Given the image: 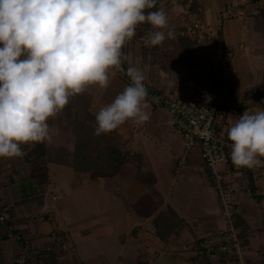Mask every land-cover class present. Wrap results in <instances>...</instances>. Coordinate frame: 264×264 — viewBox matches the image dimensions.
Wrapping results in <instances>:
<instances>
[{
  "label": "crops",
  "instance_id": "1",
  "mask_svg": "<svg viewBox=\"0 0 264 264\" xmlns=\"http://www.w3.org/2000/svg\"><path fill=\"white\" fill-rule=\"evenodd\" d=\"M193 1L197 2V8L202 12L201 22L214 27L216 30L220 29L222 46L231 49L232 79L237 74V66L241 70L253 67L259 77L256 65L264 59V51L262 48L256 47L254 36L249 34L246 23L241 19V16L218 22L217 13L231 4L239 5L241 11L245 7L250 8L252 5L259 7L264 3V0ZM190 3L191 1L188 0L183 4L190 8ZM180 10L178 5H171L168 9L169 28L183 24L180 16L175 21L171 19V15L173 13L178 14ZM211 41L198 42L196 45L194 52L199 60L207 52ZM242 41L249 45L251 52H244L243 48L238 47ZM214 52L215 58H217L218 51L216 48ZM160 72L162 71L160 70ZM230 81H227L228 84L225 85L226 92L219 93V98L224 96L226 100L230 99ZM162 82H157L159 84H153V86L164 88L165 85ZM250 87H242V94L238 101L223 102L220 99L221 102L229 106L226 120L221 122L219 116L215 123V130L220 135L228 138L229 128L245 111L254 113L264 108V100L252 97L251 102L246 101L249 96L246 94V90ZM242 104L247 106L243 109ZM150 107L146 109L147 112L150 111ZM46 122L49 125V135L45 142L66 145L72 149L73 130L70 126L65 125L63 118L56 115L50 117ZM32 145L34 144L21 145V147L24 151L25 147ZM109 145L112 148L116 147ZM183 152L184 155L174 161L177 168L185 165L189 167V170L195 171L192 165H202L206 181L210 185L207 168L203 163L199 149L189 153L183 149ZM139 161L140 163L132 165L126 163L120 172L103 176L91 175L89 172H77L71 167H69L70 172L67 174L63 170H57L56 164L52 163H39L32 166L24 158V155L15 158L0 157V216H4V220H0V264H19L18 260L25 246L23 241L30 247L25 264H45L43 260H37L36 253L54 245L61 251V264H232L229 259L216 254L208 255L205 253L202 254L205 256L204 259L193 258L197 253L204 252L203 241L205 237L216 232L222 226L220 218L208 208L191 224L189 219L179 215L171 206L182 221L179 232L172 234L165 241L154 234V216L163 207L170 205H168V200L165 201L163 195L154 187L149 189L141 184L142 188L145 189L139 188V182L145 181L138 176L144 167L143 156ZM128 166H131L132 171L125 172ZM250 170L251 175L246 169L237 175L225 170L224 178L227 185L232 189V199L238 211L237 231L241 236L240 242L242 241L244 244L242 249L245 264H264V197H261L264 195V167ZM151 177L156 180L153 171ZM252 183L256 187V194L259 197H254L251 193L250 184ZM77 188L82 189L84 197L81 203L82 214H78L70 201L71 193ZM93 188L98 189L97 195L90 194L93 192ZM145 192L150 194L147 203L150 202L152 208H146L144 214L139 213L140 223H135V220L133 224L136 225L132 228L118 231L116 227L118 223L114 220L115 216L118 215L117 219L131 218L133 214L136 216L138 214L137 207L135 204L132 205V202L136 203L137 197L143 196L139 194ZM95 198H97L98 204ZM100 200L102 201L101 205L99 204ZM216 200L220 215L217 196ZM109 201H117V209ZM126 202L129 203V206L126 205ZM208 202L210 205V201ZM155 204L159 206L156 209L153 207ZM63 216L68 219L70 217L75 223L81 222L80 218L82 217L83 224L77 227L80 240L98 242L100 245L89 250L82 249L80 246L77 247L70 239L71 229L65 219H62ZM112 235L118 237L119 243L110 246L105 243L104 238ZM139 245L146 249L140 257L136 254ZM68 248L69 251L76 250V254L72 257L69 256V260L66 259ZM74 256H79L81 260L76 263V260L73 259Z\"/></svg>",
  "mask_w": 264,
  "mask_h": 264
},
{
  "label": "clouds",
  "instance_id": "2",
  "mask_svg": "<svg viewBox=\"0 0 264 264\" xmlns=\"http://www.w3.org/2000/svg\"><path fill=\"white\" fill-rule=\"evenodd\" d=\"M156 0H0V157H22L21 145L45 141L46 122L87 86L109 85L119 71L122 46L139 24L157 29L146 46L173 33ZM131 83L96 113L94 135L108 134L128 120L150 119L141 69L129 67ZM236 167H264V108L245 111L227 132Z\"/></svg>",
  "mask_w": 264,
  "mask_h": 264
},
{
  "label": "rangeland",
  "instance_id": "3",
  "mask_svg": "<svg viewBox=\"0 0 264 264\" xmlns=\"http://www.w3.org/2000/svg\"><path fill=\"white\" fill-rule=\"evenodd\" d=\"M166 1H167L166 6H168L169 8L171 5H176L174 2H172V0H166ZM263 7H264V3L261 4L259 7H256L254 5H252L250 8L245 7L244 10H242L243 11L242 14L232 18H238L241 16L242 17L241 19H243L244 22L246 23L247 29L249 30V34L255 37L256 36L255 32L251 31L250 29V25L254 19L251 16H246V14L250 13L251 11L255 12L257 10L263 9ZM179 16H180V20H182L184 24L186 19L181 10L178 14L173 13V15H171L172 21H175ZM183 24L178 26H173L170 28L168 27V29L171 30L173 33V31L177 30L180 26H183ZM168 29L166 30V32L168 31ZM136 36H138V40L137 43H134V48H132L128 52L125 53L122 52L124 57H126V59H123V62L127 64L128 68L136 67L138 69H141L144 75L146 76V80L148 82L151 81L152 85L159 84L160 82L163 81V76H164L163 74L164 71L160 72L162 66L159 62L152 63L149 65L143 64L144 63L143 49L149 48V46L145 45V40L147 38H144L141 35L140 31L136 33ZM242 42L244 44V48L242 50L244 52H251L252 50H249V45L246 44L244 41ZM257 48H262L264 51V47H257ZM250 68L246 70L245 69L241 70L238 66L236 67L237 74L232 79L233 77V73H232V76L228 80V82L231 80L229 83L230 99L226 100L225 97L222 96L220 97L221 101L223 102L238 101L239 98L241 97L242 94L241 89L243 86H251L249 89L246 90L247 92L246 94L249 95L246 100L247 102H251L252 97L257 98L259 100H264V95L261 93L259 87L257 86L258 83L257 73L253 67ZM180 73H181V77L175 79L176 84H178L177 87L185 86L187 89H189V88H194L201 84V82L205 77L206 70L183 69L180 71ZM162 84L165 85L164 81L162 82ZM128 85L129 84H127L124 80H122L111 69L109 71V85L107 88H101L98 84H94L86 87V90L84 92L86 93L87 96L85 99L88 105L89 112L98 113L102 107L110 104L115 99V97L119 93H121L124 90V88ZM161 89L170 90V88L167 85H165L164 88ZM223 89L220 88L218 94L220 92L222 93L226 92L225 89L224 90ZM150 106H151L150 103H148L147 108H149ZM150 108L151 109L148 112L150 115V119L147 122L143 124H137L134 120L126 121L119 128L109 133V139H108L109 141L107 143L111 144L112 146H116L117 148H121L123 144L129 143L130 144L129 146L131 147L132 151L140 152L141 158L143 156L144 167L142 171L140 170L141 173H138V176L142 177L145 181L139 182L140 183L139 188H142L141 184L143 185V187H148L149 189H152V187H154L163 195L165 201L168 200V205L172 206L179 215H182L185 218L189 219L191 221V224L194 219L202 215L203 211L206 208H208L209 210H213L215 212V215L218 218H220L221 223H223L222 216L221 214L219 215V211H218L216 192L214 191L212 186H210L207 183L204 175L203 166L200 164L192 165L194 166L195 171L189 170V167L185 165H183L180 168H177L174 161H176L180 156L184 155L183 148L181 145V138L178 134L174 132V129L170 125L168 117L161 109L154 108L152 106ZM63 121L65 123V118H63ZM68 143H69V138H68ZM127 163H130L132 165V164H138L140 163V161L137 160L135 157H130ZM55 167L57 168V170H63L64 173L69 174L70 172L69 167L58 166V165H55ZM130 167L131 166H128L125 172L132 171ZM152 171L155 174L156 180L151 177ZM77 189L76 191H73L71 193L70 201L71 204L74 206V209L78 212V214H82L83 210L81 203H82V198L84 197L82 194L83 193L82 189H78V190ZM144 189L145 188H142V190ZM97 190L98 189L93 188V192H90V194L97 195L98 193ZM139 195H143V196H138L136 203L132 202V205L135 204L137 207L138 214L136 216L133 214L131 218L126 217L123 219H119V218L117 219L118 215L115 216L116 219L114 218V220H116L118 223V224L116 223L117 224L116 227L118 231L121 229L126 230L132 228L133 226L136 225L133 224L135 220H136L135 223H140L141 219L139 213L144 214L146 212V208L147 209L152 208L150 202L147 203V199L148 200L150 199L149 198L150 194L149 193L147 194L145 192V193H140ZM121 199H123V197H121ZM95 201L98 204L97 198H95ZM208 201H210L211 203L210 205H208L209 203ZM101 202L102 201L100 200L99 202L100 205ZM109 202L110 204L113 205V207L115 205V209H117L116 207L118 205L117 201L115 202L109 201ZM126 205L129 206V203L126 202ZM153 207L154 209H156L159 206L155 204ZM63 217L62 219H65L66 223L68 224V227L71 229L70 231L72 235H70V239L71 241H73V243L77 245V247L80 246L82 249L89 250L91 248H97L98 245H100L98 244V242L92 243L87 240L85 241L80 240L78 236L79 234L77 227H80L83 224L82 217L80 218L81 222L78 223L73 222L70 217L69 219L65 216ZM67 238L69 240L68 235ZM104 240L106 241L105 243H107L110 246H112L115 243H119L118 237L115 235H112L111 237L108 238L105 237ZM145 251L146 249L142 248L139 245L136 254L137 256L140 257V255L142 253H145ZM75 252L76 250L69 251L68 248L66 253V259L69 260V256L72 257V255L76 254ZM73 259L76 260V263L78 260H81L79 256H74Z\"/></svg>",
  "mask_w": 264,
  "mask_h": 264
},
{
  "label": "trees",
  "instance_id": "4",
  "mask_svg": "<svg viewBox=\"0 0 264 264\" xmlns=\"http://www.w3.org/2000/svg\"><path fill=\"white\" fill-rule=\"evenodd\" d=\"M182 3L188 0H180ZM190 10L197 13L201 18L202 12L197 8V2L190 0ZM166 0H156V5L153 9L146 11H155L161 7L168 14L169 7L166 6ZM246 16L253 17V22L250 25L251 31L255 32L254 43L256 47H264V7L257 11H251ZM183 26L173 31V36L167 38L161 45L149 46L143 49L144 63L152 64L159 62L162 66L163 81L171 91L175 90L178 84L175 79L181 77L180 71L206 69L203 84L206 88L205 94L209 96V103L216 104L220 110V120L224 122L228 116L229 106L220 101L218 91L220 88L217 84L220 82V73L218 71V63L215 58V48L218 42H221V30L216 31V35L211 41L205 55L199 60L196 57L194 49L198 42L195 38L183 36L178 33ZM157 29L153 28L148 23L139 24L136 28V33L141 32L144 38ZM138 36H135L127 41L122 52H128L134 48V43H137ZM259 74L257 86L264 95V59L257 65ZM86 93L77 94L70 97L69 103L57 115L65 118V125L70 126L73 130V147L69 149L66 145H56L51 142L35 143L31 147L24 148V158L30 165L35 166L39 163H52L71 167L77 172H89L91 175L110 176L120 172L130 157L141 159L140 152L132 151L129 143H125L121 148L108 146V134L94 135L96 126V113H90L86 103ZM247 105L242 104L244 109ZM248 174L251 175L250 169L245 167ZM250 191L254 197H259L256 194V187L250 184ZM261 197H264L262 195ZM238 214L235 213V225L238 227ZM181 219L171 206H165L159 210L153 218L154 234L161 240H167L172 234L178 233L181 225ZM238 233V232H237ZM239 240L241 239L238 233ZM22 243L25 244L23 241ZM243 248L244 244L240 242ZM205 251L197 253L193 258L204 259ZM61 251L54 245L49 249L40 250L36 253L37 260H43L45 264H61ZM196 258V259H197ZM16 264V263H15Z\"/></svg>",
  "mask_w": 264,
  "mask_h": 264
},
{
  "label": "built area",
  "instance_id": "5",
  "mask_svg": "<svg viewBox=\"0 0 264 264\" xmlns=\"http://www.w3.org/2000/svg\"><path fill=\"white\" fill-rule=\"evenodd\" d=\"M183 12L186 21L179 34L195 38L197 42L212 40L216 35V29L208 24H203L196 12L191 11L179 0H172ZM242 13L239 5L231 4L217 13L218 22L226 20ZM239 48H244L243 42ZM216 49L220 82L218 88H225L231 77V49L222 46L218 42ZM127 64L122 62L119 71L112 69L127 84L131 83L127 73ZM148 91V103L154 108L161 109L169 119L174 132L181 138L183 149L186 153L199 149L204 165L207 168V176L210 185L216 192L220 213L223 219L222 226L214 233L207 235L203 241V248L208 255H219L229 259L232 264H245L243 249L240 245L237 228L235 225V213L237 207L232 199V189L224 178L225 170L232 174H240L245 167H236L231 161V141L215 130V123L221 114L216 104L209 103V96L205 94V86L200 85L187 89L184 86L174 91L157 88L147 80L144 81ZM260 159L264 160V157ZM1 176V170H0ZM4 220V216H0ZM30 247L25 245L19 264H25Z\"/></svg>",
  "mask_w": 264,
  "mask_h": 264
}]
</instances>
